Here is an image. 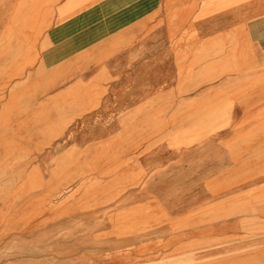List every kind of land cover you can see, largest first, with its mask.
<instances>
[{"label": "rangeland", "instance_id": "1", "mask_svg": "<svg viewBox=\"0 0 264 264\" xmlns=\"http://www.w3.org/2000/svg\"><path fill=\"white\" fill-rule=\"evenodd\" d=\"M26 3L0 0V264H264V145L232 152L239 122L264 125V32L173 33L164 63L66 76L79 95L29 85L17 107L41 48L4 25Z\"/></svg>", "mask_w": 264, "mask_h": 264}, {"label": "crops", "instance_id": "2", "mask_svg": "<svg viewBox=\"0 0 264 264\" xmlns=\"http://www.w3.org/2000/svg\"><path fill=\"white\" fill-rule=\"evenodd\" d=\"M19 1L26 3L28 0ZM33 1L26 4L31 9L34 5L39 6L34 13L29 10L27 15H23V21H17L19 15H16L13 22L4 25L14 32H38L36 39L32 40V50L36 47L35 42L36 45L40 43L41 48L31 75L25 81L16 83L13 94L16 95L17 107H24L19 95H26L29 85L32 95L38 91L48 95L49 90L54 97L79 95L72 91L73 88L83 89L78 80L74 81L77 82L74 87L64 88L66 76L71 75L74 78L81 71H86L90 72L88 79L95 82L99 78L97 75L100 73L101 64L104 65L103 76L108 79L105 72L112 75L113 70H116L113 65H121L120 71L127 72L129 66L141 64L135 68L140 73L144 63H164V60L155 58V55L160 56L158 49L167 46L165 41L175 44L176 41L172 40L173 33H194L195 40L192 42L195 45H191L192 42L189 41L184 42V46L198 47L217 41L229 32H246L250 42L255 45L252 34L257 31L264 32V0ZM257 25H262V28H257ZM161 33L170 34L171 39L165 40ZM145 48H152L154 52L151 56L144 55ZM156 59L157 62L154 61ZM153 66L156 70L152 72L156 74L151 79H159L158 68ZM23 69L27 71L28 66ZM52 101L53 97L46 98L41 107L55 106L49 103ZM60 101L64 104L63 97ZM240 124L241 122L235 132L238 137H234L235 140L232 141V152L237 154L233 157L244 161L259 158L260 156L251 157L245 154L256 152L264 145V130L260 133L256 130L264 128V125ZM247 127L248 130H242ZM256 134L262 137L256 139ZM260 152L264 153V150L258 153Z\"/></svg>", "mask_w": 264, "mask_h": 264}, {"label": "bare ground", "instance_id": "3", "mask_svg": "<svg viewBox=\"0 0 264 264\" xmlns=\"http://www.w3.org/2000/svg\"><path fill=\"white\" fill-rule=\"evenodd\" d=\"M24 7H25V4H24ZM207 77V76H206Z\"/></svg>", "mask_w": 264, "mask_h": 264}]
</instances>
